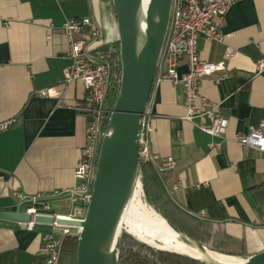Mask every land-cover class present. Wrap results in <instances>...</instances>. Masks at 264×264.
<instances>
[{
    "label": "crops",
    "instance_id": "crops-1",
    "mask_svg": "<svg viewBox=\"0 0 264 264\" xmlns=\"http://www.w3.org/2000/svg\"><path fill=\"white\" fill-rule=\"evenodd\" d=\"M110 0H0V172L12 177L0 185V212L18 209L14 192L54 195L51 214L66 216V192L76 186L75 170L86 141L88 101L84 84H64L69 40L67 19L86 17L102 31V47L115 39L116 17ZM224 43L200 41L202 59L220 62L227 46L236 54L220 84L206 79L201 95L220 104L229 120L222 138L210 136L185 119L182 86L163 83L153 90L144 118L152 155L173 158L176 168L160 172L151 163L176 206L195 224L194 237L210 251L246 260L264 251V153L245 151L237 136L264 125V0H240L218 22ZM50 37V38H48ZM187 71L185 62L179 73ZM48 90V96L39 95ZM264 132V127H263ZM178 187V190L175 188ZM83 207L80 203L78 204ZM53 226L0 219V264H45L44 237Z\"/></svg>",
    "mask_w": 264,
    "mask_h": 264
},
{
    "label": "built area",
    "instance_id": "built-area-1",
    "mask_svg": "<svg viewBox=\"0 0 264 264\" xmlns=\"http://www.w3.org/2000/svg\"><path fill=\"white\" fill-rule=\"evenodd\" d=\"M240 0H173L170 26L167 33L162 56L154 79V89L163 83L172 86H182L185 119L200 131L217 138H222L227 132L229 120L220 113V104H213L201 95L202 83L214 78L215 84H220L229 76L227 62L236 54L235 48L227 46L223 59L220 62H210L202 59L200 41L206 43H224V36L218 22L223 20L230 9ZM66 34L70 49L68 59L71 65L64 72V84L69 86L75 81L84 84L88 101L81 111L88 116L86 141L83 146L75 170L76 186L65 194L71 201L72 208L66 216L51 214L48 200L63 194H38L26 196L21 192H14L16 204L21 212L31 215L30 223L21 225L33 231L37 216H53L68 220H83L85 218L89 199L92 195L96 175L100 147L105 136V122L109 120L112 110L108 108L107 96L109 93L112 74L111 57L113 50H100L102 45V31L90 18L77 17L67 19L62 27ZM50 38V37H48ZM101 44V45H100ZM100 45V46H99ZM182 62L186 63L187 71L179 73ZM258 72L264 70V60L257 64ZM40 96H48V90L39 92ZM14 120L0 123V132H7L14 124ZM264 125L251 128L247 134L237 136L238 143L247 151L255 149L264 153ZM146 130L143 122L140 137L141 161L158 163L160 172L173 170L176 162L173 158L161 160L152 155L149 142L146 139ZM12 177L0 172V185L4 190L10 187ZM178 190V187L175 188ZM82 204V206L78 204ZM59 230L58 235L44 237L45 264H59L64 239L72 234L79 235L80 230L68 226H53Z\"/></svg>",
    "mask_w": 264,
    "mask_h": 264
},
{
    "label": "water",
    "instance_id": "water-1",
    "mask_svg": "<svg viewBox=\"0 0 264 264\" xmlns=\"http://www.w3.org/2000/svg\"><path fill=\"white\" fill-rule=\"evenodd\" d=\"M112 2L120 43L121 84L100 147L85 218L68 220L37 216L35 219L37 225L54 226L56 223L80 230L77 264H119L118 244L125 229L124 220L136 187L138 183L142 184L140 137L173 5V0ZM0 219L24 224L30 223L32 217L18 208L14 212H0ZM162 238L153 237L164 246L181 242L193 251L198 249L201 256L196 259L203 264H264V251L246 260L222 261L217 254L170 224Z\"/></svg>",
    "mask_w": 264,
    "mask_h": 264
},
{
    "label": "trees",
    "instance_id": "trees-1",
    "mask_svg": "<svg viewBox=\"0 0 264 264\" xmlns=\"http://www.w3.org/2000/svg\"><path fill=\"white\" fill-rule=\"evenodd\" d=\"M110 1L112 3V0ZM116 32L117 35L115 39L104 44L100 48V50L104 51H108L110 48L113 50V55L111 57L112 74L107 96V105L110 110H112L115 105L121 84L120 43L117 31V20ZM107 123L106 121L104 128L107 127ZM140 180L143 185L146 203L161 215L172 227L188 235L202 246H205L194 237L195 233L193 228L195 224L190 222L187 216L176 206L166 191L158 172L150 162H141ZM126 242H130V245L127 246ZM78 246L79 235L72 234L67 236L63 242L59 264H77ZM118 250L119 264H203L200 260L188 255L163 251L151 247L139 241L125 230L121 235Z\"/></svg>",
    "mask_w": 264,
    "mask_h": 264
},
{
    "label": "bare ground",
    "instance_id": "bare-ground-1",
    "mask_svg": "<svg viewBox=\"0 0 264 264\" xmlns=\"http://www.w3.org/2000/svg\"><path fill=\"white\" fill-rule=\"evenodd\" d=\"M124 221V228L128 229L130 234L138 240L147 242L162 250L175 251L176 253L189 255L193 258H199L201 256L197 251L198 249L193 251L184 246L181 242H170L171 244H165L166 246H164L161 241L157 242V239H153V237H165V234L169 231V224L161 215L145 204L143 186L141 183H138L136 187L133 200L131 201L130 208ZM216 257L226 262L234 261L233 258L220 254H217Z\"/></svg>",
    "mask_w": 264,
    "mask_h": 264
},
{
    "label": "rangeland",
    "instance_id": "rangeland-1",
    "mask_svg": "<svg viewBox=\"0 0 264 264\" xmlns=\"http://www.w3.org/2000/svg\"><path fill=\"white\" fill-rule=\"evenodd\" d=\"M143 191H144V190H143ZM143 196H144V193H143ZM144 202H145V204H146L147 206H149L150 208H152L149 204L146 203L145 199H144ZM152 209H153V208H152ZM125 231H127V232L130 234V232H129L128 229H125ZM126 244H127V246H128V245H130V242H126Z\"/></svg>",
    "mask_w": 264,
    "mask_h": 264
}]
</instances>
